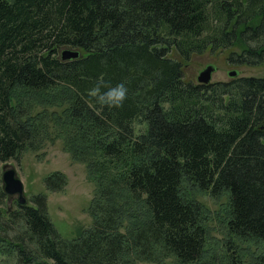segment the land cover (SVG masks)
<instances>
[{
  "label": "trees",
  "instance_id": "trees-1",
  "mask_svg": "<svg viewBox=\"0 0 264 264\" xmlns=\"http://www.w3.org/2000/svg\"><path fill=\"white\" fill-rule=\"evenodd\" d=\"M67 47L80 56L63 60ZM224 48L264 65V0H0V264H264V74L184 75ZM101 80L127 84L121 106L89 95ZM49 98L64 101L66 150L97 183L93 224L72 239L45 193L20 205L3 187L6 162L43 148L33 103Z\"/></svg>",
  "mask_w": 264,
  "mask_h": 264
},
{
  "label": "rangeland",
  "instance_id": "rangeland-1",
  "mask_svg": "<svg viewBox=\"0 0 264 264\" xmlns=\"http://www.w3.org/2000/svg\"><path fill=\"white\" fill-rule=\"evenodd\" d=\"M230 50H208L204 54L195 56L185 65L187 80H198V76L208 64H213L212 81H228L244 75H263L264 65H236L228 58ZM174 56L176 54L174 53ZM237 71L236 75L230 72ZM45 93H36L42 95ZM65 103L63 100L55 101L53 98L42 103H33V113L47 115L48 135L44 146L38 151L27 150L19 162L16 159L6 163L8 167H16L19 176L25 185V194L30 198L34 194L45 193L48 199V213L60 234L66 239L79 236L82 231L93 224L90 212L92 198L96 194V180L88 172L83 161L74 160L66 150V136L69 132L68 118L63 113ZM62 171L67 176V185L61 191H52L46 187V177L54 171ZM211 210H223L227 205V196L218 199L207 194L198 196ZM14 200V199H13ZM215 220V221H214ZM214 225L213 234L223 237L222 222L211 217ZM222 226V228H221ZM254 247V246H253ZM1 257V256H0ZM149 264V263H147Z\"/></svg>",
  "mask_w": 264,
  "mask_h": 264
},
{
  "label": "water",
  "instance_id": "water-1",
  "mask_svg": "<svg viewBox=\"0 0 264 264\" xmlns=\"http://www.w3.org/2000/svg\"><path fill=\"white\" fill-rule=\"evenodd\" d=\"M79 56V49L68 47L61 51V57L63 60L75 59ZM215 69L216 67L213 64H208L203 70H201L198 76V81L205 84L210 83ZM230 74L236 75L237 71H232ZM9 165V163L3 165L2 179L4 190L9 195V200L15 199L18 204L27 205L29 203V198L25 194L24 182L19 176L16 167H8Z\"/></svg>",
  "mask_w": 264,
  "mask_h": 264
},
{
  "label": "clouds",
  "instance_id": "clouds-1",
  "mask_svg": "<svg viewBox=\"0 0 264 264\" xmlns=\"http://www.w3.org/2000/svg\"><path fill=\"white\" fill-rule=\"evenodd\" d=\"M104 81H98L93 87L88 89L91 97H95L98 102L110 107H119L126 100L129 89L124 81H120L114 85L104 87Z\"/></svg>",
  "mask_w": 264,
  "mask_h": 264
},
{
  "label": "bare ground",
  "instance_id": "bare-ground-1",
  "mask_svg": "<svg viewBox=\"0 0 264 264\" xmlns=\"http://www.w3.org/2000/svg\"><path fill=\"white\" fill-rule=\"evenodd\" d=\"M68 48V47H67Z\"/></svg>",
  "mask_w": 264,
  "mask_h": 264
},
{
  "label": "flooded vegetation",
  "instance_id": "flooded-vegetation-1",
  "mask_svg": "<svg viewBox=\"0 0 264 264\" xmlns=\"http://www.w3.org/2000/svg\"><path fill=\"white\" fill-rule=\"evenodd\" d=\"M212 82V81H211Z\"/></svg>",
  "mask_w": 264,
  "mask_h": 264
}]
</instances>
